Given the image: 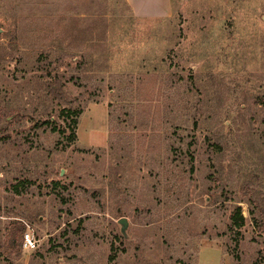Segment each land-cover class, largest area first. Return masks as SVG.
Wrapping results in <instances>:
<instances>
[{"label":"rangeland","instance_id":"1","mask_svg":"<svg viewBox=\"0 0 264 264\" xmlns=\"http://www.w3.org/2000/svg\"><path fill=\"white\" fill-rule=\"evenodd\" d=\"M170 1L0 0V264H264V0Z\"/></svg>","mask_w":264,"mask_h":264},{"label":"crops","instance_id":"2","mask_svg":"<svg viewBox=\"0 0 264 264\" xmlns=\"http://www.w3.org/2000/svg\"><path fill=\"white\" fill-rule=\"evenodd\" d=\"M131 14L139 19H163L171 14L170 0H123Z\"/></svg>","mask_w":264,"mask_h":264},{"label":"trees","instance_id":"3","mask_svg":"<svg viewBox=\"0 0 264 264\" xmlns=\"http://www.w3.org/2000/svg\"><path fill=\"white\" fill-rule=\"evenodd\" d=\"M65 114L69 118L72 117V116L76 117L78 115L77 112H66ZM71 124L74 126L76 124V119H71ZM69 138H70V141L73 140L74 139V134H71ZM243 223H244V219L241 217L240 212L237 211V213L235 215L234 226L236 228H239Z\"/></svg>","mask_w":264,"mask_h":264},{"label":"built area","instance_id":"4","mask_svg":"<svg viewBox=\"0 0 264 264\" xmlns=\"http://www.w3.org/2000/svg\"><path fill=\"white\" fill-rule=\"evenodd\" d=\"M36 247V243L28 234L24 236L23 239V249L27 251H32Z\"/></svg>","mask_w":264,"mask_h":264},{"label":"water","instance_id":"5","mask_svg":"<svg viewBox=\"0 0 264 264\" xmlns=\"http://www.w3.org/2000/svg\"><path fill=\"white\" fill-rule=\"evenodd\" d=\"M118 224L120 226V233L123 237H125V231H126V220L125 219H120L118 221Z\"/></svg>","mask_w":264,"mask_h":264}]
</instances>
